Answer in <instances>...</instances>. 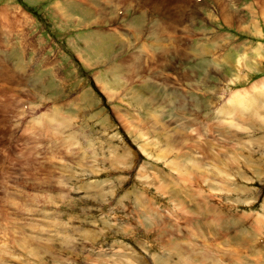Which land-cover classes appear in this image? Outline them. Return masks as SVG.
<instances>
[{"label": "rangeland", "instance_id": "obj_1", "mask_svg": "<svg viewBox=\"0 0 264 264\" xmlns=\"http://www.w3.org/2000/svg\"><path fill=\"white\" fill-rule=\"evenodd\" d=\"M0 33V264H264V0H0Z\"/></svg>", "mask_w": 264, "mask_h": 264}, {"label": "crops", "instance_id": "obj_2", "mask_svg": "<svg viewBox=\"0 0 264 264\" xmlns=\"http://www.w3.org/2000/svg\"><path fill=\"white\" fill-rule=\"evenodd\" d=\"M8 15H9V14H7V16H8ZM8 20H9V19H8ZM1 33H2V32H1ZM1 33H0V35H1ZM7 35H8V38H9V35H10V34H7ZM7 35H3V38H2V39H4ZM2 39H1V40H2ZM2 43H3V42H2Z\"/></svg>", "mask_w": 264, "mask_h": 264}, {"label": "bare ground", "instance_id": "obj_3", "mask_svg": "<svg viewBox=\"0 0 264 264\" xmlns=\"http://www.w3.org/2000/svg\"><path fill=\"white\" fill-rule=\"evenodd\" d=\"M144 37V36H143Z\"/></svg>", "mask_w": 264, "mask_h": 264}]
</instances>
